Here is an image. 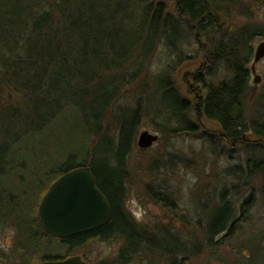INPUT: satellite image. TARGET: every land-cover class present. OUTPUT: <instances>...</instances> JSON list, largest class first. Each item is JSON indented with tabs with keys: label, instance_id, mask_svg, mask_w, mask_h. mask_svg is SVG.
<instances>
[{
	"label": "trees",
	"instance_id": "obj_1",
	"mask_svg": "<svg viewBox=\"0 0 264 264\" xmlns=\"http://www.w3.org/2000/svg\"><path fill=\"white\" fill-rule=\"evenodd\" d=\"M261 9L264 0H0V102L6 107L0 124L16 132L8 142L0 140V177L12 178L0 186V227L15 229L21 264L66 259L93 241L119 242L120 264L134 263L138 253L148 261L163 256L183 264L186 248L173 232L176 212H166L174 199L157 177L167 166L152 161L135 169L148 179L144 195L163 211L157 221L141 224L126 211L128 157L146 152L136 146L142 120L159 121L170 138L210 124L212 133L202 135L213 138L211 147L262 151V158L224 170L231 190L216 193L201 235L211 243L241 233L258 197L264 206V83L252 86L249 71L254 43L264 40ZM191 40L194 57L186 51ZM158 51L164 64L152 78L160 108L149 116L136 103L126 118L120 100L130 88L132 96L145 88L132 84L150 73ZM178 73L183 94L173 79ZM103 79L109 83L102 85ZM10 84L12 98L5 92ZM80 167L95 178L110 221L59 240L40 227L38 207L56 180ZM250 182L254 188L237 205L230 198ZM164 215L169 218L160 221ZM191 228L192 235L200 232V221ZM257 241L264 245V231Z\"/></svg>",
	"mask_w": 264,
	"mask_h": 264
},
{
	"label": "rangeland",
	"instance_id": "obj_2",
	"mask_svg": "<svg viewBox=\"0 0 264 264\" xmlns=\"http://www.w3.org/2000/svg\"><path fill=\"white\" fill-rule=\"evenodd\" d=\"M263 11L264 9H261L258 14V21L261 23L264 22L261 20ZM115 21L119 22V25L125 26V23L120 22L119 19ZM261 41L255 42V46ZM186 51L188 57L196 56L197 45L191 40L188 42ZM162 57L161 52L158 51L148 65L150 73L146 71L145 75H141L132 84L133 88L136 84H143L145 88L137 90L133 96L130 88L128 95H124L123 99L120 100L119 107L121 110L119 111L124 117L130 119L134 115L136 103L143 104V111L149 116H152L160 108L158 100L153 96L155 83L152 76L163 66ZM256 72L262 78V83L255 86L259 89L264 83V60L257 64ZM173 79L183 94L182 77L180 78L178 73L173 76ZM107 83H109L107 79L101 81L102 85ZM5 92L9 98H12L11 84L8 85V90ZM5 110V105L0 102V122ZM119 115H121L119 112H115V116ZM197 125L200 130L195 134H183L170 138L169 134L159 126V121L153 124L149 123L148 120L141 121L136 130V138L142 131H147L157 135L158 141L143 154V157H139L135 151H132L128 157L127 166L129 168L126 171L129 176L127 186L129 193L125 201L126 211L141 224L151 226L157 221L155 218L160 217L163 211L159 205L153 204L149 197L144 195V188L148 187V179L144 178L141 171L136 172L135 169L137 170L138 166L145 168L152 161L159 167L167 166L157 174V177L162 180L168 197L174 199L172 202L175 206L166 212H176V217L173 220L175 226L173 232L178 235L179 240L186 248L183 264H264V245L257 241L258 235L264 231V206L259 199L260 197L257 198L256 208L252 211V221L243 225L241 233L235 239L220 242L221 235H219L211 243H206L201 235L207 222L206 218L214 209L216 193L224 186L231 190L232 178H227L224 170L243 165L248 158H262L263 153L254 148L243 149L239 146L226 145L222 148L219 145L218 147H211L210 141L213 138L204 137L202 134L212 133V125L206 123H198ZM5 129L0 124L1 142H8L16 133L13 128L11 130V126H7ZM22 129L24 130L23 127ZM202 131L204 132L202 133ZM10 180L12 178L8 176L0 177V186L11 183ZM254 185L255 183L250 182L247 189H242L238 193L239 195L230 199L238 205L251 193L250 189L254 188ZM166 216L169 218L168 215H164L159 220L166 221ZM162 218L164 219L162 220ZM197 221H200L201 228L198 231H201L192 235L194 232L190 231L192 230L191 226H195ZM16 237L17 233L10 226V223L0 227V264H21L15 250ZM120 246L119 242L93 241L76 250L70 257L78 256L92 264H115ZM172 246L169 249L179 250L180 248ZM41 253L47 255L49 252L43 248ZM157 253L162 254V250H157ZM160 258L144 261L146 259L140 256L137 262L140 264L167 263L165 257L161 256Z\"/></svg>",
	"mask_w": 264,
	"mask_h": 264
},
{
	"label": "water",
	"instance_id": "obj_3",
	"mask_svg": "<svg viewBox=\"0 0 264 264\" xmlns=\"http://www.w3.org/2000/svg\"><path fill=\"white\" fill-rule=\"evenodd\" d=\"M264 21V11L261 15ZM264 60V40L256 44L249 66L251 83L259 86L262 78L257 75L256 66ZM158 141V136L142 131L136 138L139 150L147 151ZM38 218L42 230L57 239L100 229L109 223L111 217L108 202L99 191L95 178L87 167H80L63 174L56 180L42 198L38 207ZM36 264H87L79 257L63 261Z\"/></svg>",
	"mask_w": 264,
	"mask_h": 264
},
{
	"label": "flooded vegetation",
	"instance_id": "obj_4",
	"mask_svg": "<svg viewBox=\"0 0 264 264\" xmlns=\"http://www.w3.org/2000/svg\"><path fill=\"white\" fill-rule=\"evenodd\" d=\"M93 232V231H92ZM91 232H89V233H85V234H90ZM59 240H64V239H59ZM121 245V244H120ZM120 248H121V246H120ZM120 248H119V250H118V253H117V255L119 254V251H120ZM141 255H139V253L136 255V258H135V262L134 263H130V264H140V263H138L137 262V259H138V257H140ZM157 259H161V258H157ZM64 259H60V260H56V261H54V262H59V261H63ZM81 260L83 261V262H85V263H87V264H92V263H88V262H86L84 259H82L81 258ZM144 260V259H143ZM147 260V259H146ZM148 261V260H147ZM168 261H169V259L167 258V260H166V264H169L168 263ZM38 263H41V262H38ZM94 264H98V263H94ZM115 264H120V260H118V259H116V261H115Z\"/></svg>",
	"mask_w": 264,
	"mask_h": 264
}]
</instances>
